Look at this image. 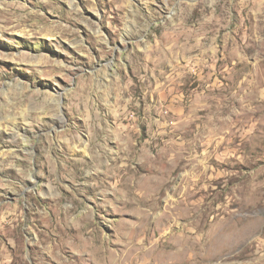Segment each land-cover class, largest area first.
Instances as JSON below:
<instances>
[{"label":"rangeland","instance_id":"374dc122","mask_svg":"<svg viewBox=\"0 0 264 264\" xmlns=\"http://www.w3.org/2000/svg\"><path fill=\"white\" fill-rule=\"evenodd\" d=\"M0 264H264V0H0Z\"/></svg>","mask_w":264,"mask_h":264},{"label":"bare ground","instance_id":"6f19581e","mask_svg":"<svg viewBox=\"0 0 264 264\" xmlns=\"http://www.w3.org/2000/svg\"><path fill=\"white\" fill-rule=\"evenodd\" d=\"M224 206H226V205H224ZM228 206V205H227ZM224 208V207H223ZM224 210V209H223Z\"/></svg>","mask_w":264,"mask_h":264}]
</instances>
